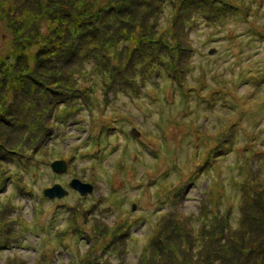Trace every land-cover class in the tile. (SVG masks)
<instances>
[{
	"label": "rangeland",
	"instance_id": "374dc122",
	"mask_svg": "<svg viewBox=\"0 0 264 264\" xmlns=\"http://www.w3.org/2000/svg\"><path fill=\"white\" fill-rule=\"evenodd\" d=\"M0 264H264V0H0Z\"/></svg>",
	"mask_w": 264,
	"mask_h": 264
},
{
	"label": "water",
	"instance_id": "95a60500",
	"mask_svg": "<svg viewBox=\"0 0 264 264\" xmlns=\"http://www.w3.org/2000/svg\"><path fill=\"white\" fill-rule=\"evenodd\" d=\"M136 135L139 134L137 129L133 131ZM52 167L54 170L58 172L65 171L67 169V162L65 160H55L52 163ZM70 185L78 189L82 194H87L88 192L93 191V185L89 182H83L78 178H73L70 182ZM45 195L49 197H63L69 193V190L66 189L62 184L56 183L52 187L46 188L44 190ZM136 207V204H133V209Z\"/></svg>",
	"mask_w": 264,
	"mask_h": 264
},
{
	"label": "trees",
	"instance_id": "16d2710c",
	"mask_svg": "<svg viewBox=\"0 0 264 264\" xmlns=\"http://www.w3.org/2000/svg\"><path fill=\"white\" fill-rule=\"evenodd\" d=\"M262 9V7H260V10Z\"/></svg>",
	"mask_w": 264,
	"mask_h": 264
}]
</instances>
